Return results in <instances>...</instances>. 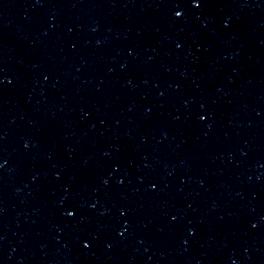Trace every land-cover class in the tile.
<instances>
[{"label":"water","instance_id":"obj_1","mask_svg":"<svg viewBox=\"0 0 264 264\" xmlns=\"http://www.w3.org/2000/svg\"><path fill=\"white\" fill-rule=\"evenodd\" d=\"M264 150V0H210Z\"/></svg>","mask_w":264,"mask_h":264}]
</instances>
